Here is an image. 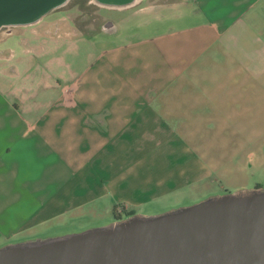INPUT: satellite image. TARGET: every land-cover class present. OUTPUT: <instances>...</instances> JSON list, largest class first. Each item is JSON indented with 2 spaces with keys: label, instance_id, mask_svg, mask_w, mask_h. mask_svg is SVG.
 <instances>
[{
  "label": "crops",
  "instance_id": "0c3cea01",
  "mask_svg": "<svg viewBox=\"0 0 264 264\" xmlns=\"http://www.w3.org/2000/svg\"><path fill=\"white\" fill-rule=\"evenodd\" d=\"M102 9L0 30L5 242L186 198L264 152V0Z\"/></svg>",
  "mask_w": 264,
  "mask_h": 264
},
{
  "label": "water",
  "instance_id": "95a60500",
  "mask_svg": "<svg viewBox=\"0 0 264 264\" xmlns=\"http://www.w3.org/2000/svg\"><path fill=\"white\" fill-rule=\"evenodd\" d=\"M70 0H0V30L39 23ZM108 9L140 0H93ZM0 264H264V189L155 217L0 248Z\"/></svg>",
  "mask_w": 264,
  "mask_h": 264
},
{
  "label": "rangeland",
  "instance_id": "374dc122",
  "mask_svg": "<svg viewBox=\"0 0 264 264\" xmlns=\"http://www.w3.org/2000/svg\"><path fill=\"white\" fill-rule=\"evenodd\" d=\"M89 1L90 0H73L72 3H70L66 7V9H69V7L70 8L74 7L72 11L71 9H69L65 13L64 12H58V13L64 14L67 17L66 18L67 20L69 16L72 19H74V21L77 23L81 22V24H83V22H86L88 26L91 24L90 25L91 27H95V22L100 21L101 19L100 9H98L94 4H88ZM78 9L80 10L78 11ZM84 13H86L85 16H82ZM101 13L106 14L107 17H116L115 15L116 13L114 11H108L102 9ZM84 18L86 19L84 20ZM70 24L73 27L75 26V24H73L72 22ZM87 28L85 30L90 31V29ZM10 29L13 28L5 27L2 31L3 35H6V33L10 32ZM12 40H14L13 36L6 39L4 44L11 45ZM263 151H264V147H263ZM212 155L218 157L219 155H221V153H213ZM224 155L226 160H227V156L228 157L233 156V154H227V156L226 154ZM238 155L241 160L243 159L245 160V164L241 162L238 163V165L241 166L244 165L243 168L234 167V165H236L237 162H233L231 164V165L234 164L232 168H227L223 170H221V168H217V170L213 171L214 184L212 186L199 187L194 194H190L189 196L183 199L169 201L165 204L164 203L147 204L142 208H138L133 216H142L148 218L160 216L179 209L193 206L195 204H198L213 197L223 196L229 193L234 194L240 191H250L256 189L257 187H260V189H264V152L256 153L254 159H253V154L245 153ZM118 208L121 210L118 216L114 215L113 212H108L107 215H103L98 218L89 217L83 220L69 219L64 224L40 234L39 236L33 238L31 241L33 240L46 241V240L61 238L69 235L80 234L90 230L105 228L112 225L113 223H116L118 221H123L132 217L128 215V212H126L128 210V206H127V210L124 209L123 205L118 206ZM23 242L25 243V241L23 240L17 242L16 241L5 242L0 239V248L6 247L8 245H17Z\"/></svg>",
  "mask_w": 264,
  "mask_h": 264
},
{
  "label": "flooded vegetation",
  "instance_id": "af4514ba",
  "mask_svg": "<svg viewBox=\"0 0 264 264\" xmlns=\"http://www.w3.org/2000/svg\"><path fill=\"white\" fill-rule=\"evenodd\" d=\"M72 1L73 0H70L65 6H63V7H61V8H59V9H57V10H55V11H53V12H51L50 14H48L46 17H44L43 19H45V18H47V17H50L52 14H55V13H58V12H67V10H69V9H71V11L74 9V7H69V9H66V7L70 4V3H72ZM142 0H140V2H141ZM139 2V3H140ZM88 4H94V5H96V7L98 8V9H101V8H103V9H105L106 7H103V6H100V5H98L97 3H95L93 0H90L89 2H88ZM106 9H108V8H106ZM80 9H78V11H79ZM69 12V11H68ZM80 14V13H79ZM85 14L86 13H84L82 16H85ZM81 15V14H80ZM67 18V17H66ZM71 19V20H70ZM86 18H84V20H85ZM73 20V21H72ZM68 21L71 23H73V24H75V26H74V28H78V25L79 24H81V22H79V23H77V22H75L74 21V19H72L71 17H69L68 16ZM81 21V20H80ZM83 22V21H82Z\"/></svg>",
  "mask_w": 264,
  "mask_h": 264
},
{
  "label": "trees",
  "instance_id": "16d2710c",
  "mask_svg": "<svg viewBox=\"0 0 264 264\" xmlns=\"http://www.w3.org/2000/svg\"><path fill=\"white\" fill-rule=\"evenodd\" d=\"M128 215L129 216H133L134 215V213L133 212H131V213H128ZM117 216V215H116Z\"/></svg>",
  "mask_w": 264,
  "mask_h": 264
}]
</instances>
